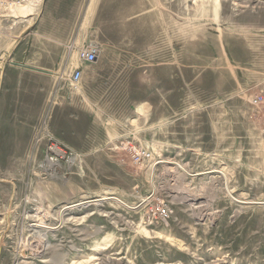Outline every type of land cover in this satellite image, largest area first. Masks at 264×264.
I'll return each mask as SVG.
<instances>
[{"label":"rangeland","instance_id":"obj_1","mask_svg":"<svg viewBox=\"0 0 264 264\" xmlns=\"http://www.w3.org/2000/svg\"><path fill=\"white\" fill-rule=\"evenodd\" d=\"M29 5L0 39L34 24ZM102 6L110 33L79 90L55 77L31 133L0 120V264H264V132L247 103L264 0ZM48 137L72 156L47 163Z\"/></svg>","mask_w":264,"mask_h":264},{"label":"crops","instance_id":"obj_2","mask_svg":"<svg viewBox=\"0 0 264 264\" xmlns=\"http://www.w3.org/2000/svg\"><path fill=\"white\" fill-rule=\"evenodd\" d=\"M41 3L34 24L27 22L23 29L12 28L9 36L0 39V51L5 52L0 59H11L0 75V120L22 121L25 127L29 126L26 133H31L34 122L39 121L41 126L55 77L70 76L75 68L84 74L89 65L79 62V50L91 41L102 45L110 33L103 0H41ZM6 15L0 16L1 36L6 29L4 24L10 21L4 19ZM99 59L100 49L94 63ZM57 112L54 109L49 117L53 118ZM73 146L80 148L79 144ZM83 146L81 150L85 149Z\"/></svg>","mask_w":264,"mask_h":264},{"label":"built area","instance_id":"obj_3","mask_svg":"<svg viewBox=\"0 0 264 264\" xmlns=\"http://www.w3.org/2000/svg\"><path fill=\"white\" fill-rule=\"evenodd\" d=\"M31 0H0V16L8 14L12 10L22 7ZM99 54V48L94 43H87L82 49L79 50L77 58L79 62L82 63H94ZM67 83V90L76 91L79 90L80 80H81V69L75 68L72 70ZM247 103H248V113L249 118L253 120L257 125H259L264 132V71L262 77L259 81L251 83L247 87ZM133 149L131 153V159L133 163L141 164L148 163L153 160V154L150 150L139 148ZM130 150V151H131ZM46 161L49 164H54L61 158L70 157L73 153L68 152L58 141L53 138L48 137L47 144L45 148ZM170 208L164 204L155 208L154 218L164 221L171 215Z\"/></svg>","mask_w":264,"mask_h":264},{"label":"bare ground","instance_id":"obj_4","mask_svg":"<svg viewBox=\"0 0 264 264\" xmlns=\"http://www.w3.org/2000/svg\"><path fill=\"white\" fill-rule=\"evenodd\" d=\"M39 1H41V0H39ZM38 2V1H37ZM28 5H23L22 7H19V10H20V13H23V12H26L27 10H30V8H31V5H29V2L27 3ZM18 9V8H17ZM13 12V11H12ZM82 165V164H81ZM152 183V182H151ZM121 202V201H120ZM77 204H79V203H76V204H73V205H65V206H63V208L62 209H68V208H71V207H73L74 205H77ZM81 204V203H80ZM85 204V203H84ZM61 214V213H60ZM198 214V213H197ZM33 225V224H32ZM40 226V225H39ZM42 226V225H41ZM46 226V225H45ZM36 242V241H35ZM39 242V241H38ZM43 242V241H42ZM40 243V242H39ZM42 244V243H41ZM37 245V244H36ZM39 246H40V244H39ZM37 247V246H36Z\"/></svg>","mask_w":264,"mask_h":264}]
</instances>
